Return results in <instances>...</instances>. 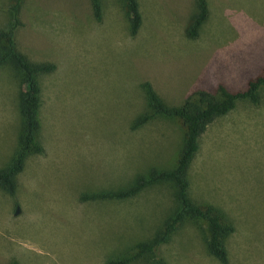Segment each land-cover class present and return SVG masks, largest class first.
I'll return each instance as SVG.
<instances>
[{
  "label": "rangeland",
  "instance_id": "obj_1",
  "mask_svg": "<svg viewBox=\"0 0 264 264\" xmlns=\"http://www.w3.org/2000/svg\"><path fill=\"white\" fill-rule=\"evenodd\" d=\"M193 2L138 0L142 24L132 36L124 0H101V21L91 0H22L17 47L55 68L39 76L43 152L27 158L14 196L0 189V264H107L152 237L173 206L169 183L123 201L80 199L175 166L180 120L156 116L131 129L148 107L143 85L177 106L218 83L244 89L264 69V0H207L208 17L190 38ZM12 3L0 0V28ZM24 90L12 66H1L0 169L18 148ZM188 179L190 198L216 206L234 227L226 264H264V88L258 103L238 101L207 126ZM205 234L204 222H185L158 254L167 264H221Z\"/></svg>",
  "mask_w": 264,
  "mask_h": 264
},
{
  "label": "trees",
  "instance_id": "obj_2",
  "mask_svg": "<svg viewBox=\"0 0 264 264\" xmlns=\"http://www.w3.org/2000/svg\"><path fill=\"white\" fill-rule=\"evenodd\" d=\"M10 18L0 28V67L11 65L24 85V94L19 99L21 127L18 135V148L10 162L0 169V189L11 196L16 194L17 176L24 169L29 155L42 153L43 146L39 140L41 120L39 112L42 103L39 76L54 70L53 63L32 62L17 47L16 29L21 26L22 0H12ZM95 19L101 21V0H91ZM129 20V32L134 36L142 24V15L138 0H124ZM207 0H194L187 17L186 33L195 38L208 17ZM147 93V110L139 115L131 125L136 129L156 116L176 118L185 128L182 149L171 169L150 168L147 173H137L131 185L116 190H100L80 196L88 200H124L138 195L145 188L160 183H169L173 188V206L164 221L151 238L136 244L134 254L108 260L107 264H128L140 256H152L151 264H166L158 254L160 247L170 241L173 233L183 223L191 221L206 224L205 247L209 255L222 264L228 262L226 238L234 231L231 223L224 221L223 214L212 204L200 205L189 196L190 182L188 170L199 150V138L207 126L217 117L232 111L238 101L249 100L258 103L259 93L264 88V69L254 78H250L244 89L232 90L224 83H218L215 91L198 90L186 96L177 106L168 105L154 90L150 83L143 85ZM14 264H17L16 262Z\"/></svg>",
  "mask_w": 264,
  "mask_h": 264
},
{
  "label": "crops",
  "instance_id": "obj_3",
  "mask_svg": "<svg viewBox=\"0 0 264 264\" xmlns=\"http://www.w3.org/2000/svg\"><path fill=\"white\" fill-rule=\"evenodd\" d=\"M131 125H132V124H131ZM148 188H149V187H148ZM145 189H147V188H145ZM145 189H144V190H145ZM144 190H143V191H144ZM141 192H142V191H141ZM141 192H140V193H141ZM140 193H139V194H140ZM139 194L136 195V196H134V197H131V198L133 199V198L139 196ZM131 198H127V199H124V200H128V199H131ZM110 201H113V200H110ZM116 201H123V200H116ZM165 218H166V217H165ZM163 221H164V220H163ZM163 221H162V222H163ZM162 222H161V223H162ZM161 223H160V224H161ZM160 224H159V225H160ZM159 225L156 227L155 231L157 230V228L159 227ZM155 231H154V233H155ZM154 233H153V234H154ZM165 244H166V243H165ZM163 245H164V244H163ZM207 253H208V252H207ZM228 256H229V255H228ZM210 257H211L213 260L218 261V260H217L216 258H214L213 256L210 255ZM228 258H229V257H228ZM165 262H166V261H165ZM218 262H219V261H218ZM219 263H221V262H219ZM166 264H167V262H166ZM221 264H222V263H221Z\"/></svg>",
  "mask_w": 264,
  "mask_h": 264
},
{
  "label": "water",
  "instance_id": "obj_4",
  "mask_svg": "<svg viewBox=\"0 0 264 264\" xmlns=\"http://www.w3.org/2000/svg\"><path fill=\"white\" fill-rule=\"evenodd\" d=\"M19 212H20V210H19V208H17L15 215L19 214Z\"/></svg>",
  "mask_w": 264,
  "mask_h": 264
}]
</instances>
